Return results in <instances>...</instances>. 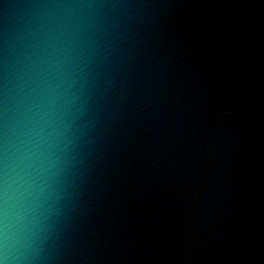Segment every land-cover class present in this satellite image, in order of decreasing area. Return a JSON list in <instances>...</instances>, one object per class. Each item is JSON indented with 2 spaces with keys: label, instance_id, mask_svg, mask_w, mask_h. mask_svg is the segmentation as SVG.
<instances>
[{
  "label": "water",
  "instance_id": "obj_1",
  "mask_svg": "<svg viewBox=\"0 0 264 264\" xmlns=\"http://www.w3.org/2000/svg\"><path fill=\"white\" fill-rule=\"evenodd\" d=\"M0 264H264V0H0Z\"/></svg>",
  "mask_w": 264,
  "mask_h": 264
}]
</instances>
